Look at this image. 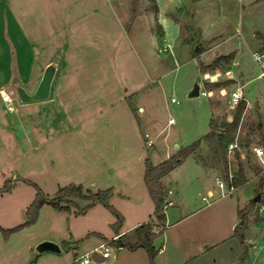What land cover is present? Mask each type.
<instances>
[{
    "label": "rangeland",
    "instance_id": "374dc122",
    "mask_svg": "<svg viewBox=\"0 0 264 264\" xmlns=\"http://www.w3.org/2000/svg\"><path fill=\"white\" fill-rule=\"evenodd\" d=\"M104 1L98 0L99 4L105 3ZM108 1L107 5L110 7V4H113L114 12H117L119 16L121 15L122 28L119 30L117 24L112 26V29L109 26L106 28L107 32L103 34L105 38L102 37L101 41L103 43L108 41V48L105 49L104 47L102 51L100 47L97 51L91 48L93 47L92 44L96 43V39L92 38L91 34L85 35L93 43L87 45V47L90 46L88 48L85 46L87 50L82 51L84 52L83 57L75 69L76 74L83 77L78 85H82L81 89H87L89 92L104 90L102 85H105L104 79L107 80L108 78L109 87L107 89L113 95L115 102L112 108L109 105H101V103L92 101L94 98H90L89 94L78 98L83 105L82 113H96L101 117H111V122L108 125L99 122L94 129L95 141L102 148L100 154L106 160H110L112 149L116 151L118 148L119 150L125 148L132 155L134 148L136 150V144H132V134H130L132 127L137 130V134L141 138L140 145L143 149L141 153L144 156H147V148L161 147L166 141L174 140L180 145H186L207 132L210 115L208 101L212 107L210 119L213 126L218 127L223 121L232 120L239 102L233 103L231 101L230 92L236 87H241L244 93L245 107L237 126L232 131V140L237 143V146L231 151L226 147V159L227 171L233 175L242 173L246 178L245 180L248 181L231 195H225L221 202L229 199L230 196L232 198L238 196L240 201L243 198L251 197L243 214H245V220L252 219L256 221V224L255 228L246 231V236L249 237L250 233L253 234L252 231H255V237L262 235L261 242H264V187L259 189L258 186L264 166L250 149L252 144H264V80L256 77L258 70L252 58V52L255 49L264 48V0H257L250 6H244L245 8L243 7L244 9L241 10L238 8V3H245L244 0H190V9L192 10H186L184 15L191 16L193 15L192 11H198L199 19L204 24L211 26V29H222L221 32H214L206 35V38H202L200 28L191 23L194 20L187 18L186 23L184 22V32L181 39L175 46L179 36L175 29L168 35L170 40L166 41L165 35L159 29L157 31L154 26V30L156 29L154 51L148 48L150 44L146 43L145 34H139L141 39H139L136 49L135 47L129 48L128 44L125 43L126 34L124 32V29L127 28L124 14L148 11L156 15L154 0ZM91 3V0H43V2L41 0H17V4L23 10L29 9L35 13L42 9L48 10L49 18L47 19V15L45 17L44 14L43 20L45 22L48 20L47 26L51 32L55 28L58 16L61 20L63 15L67 16L68 20H72L78 14L89 12ZM206 8H209L208 11ZM103 31L105 30L103 29ZM60 34L63 35L64 31ZM94 35L96 36V34ZM163 42H168L169 47L164 48ZM71 53H73L72 50ZM228 53L232 56L230 58L224 57ZM57 61V58L53 57L49 63H56ZM204 68L205 71H203ZM197 78H199L202 87L209 91L207 96L201 93L196 96H188V91ZM140 80L142 82L149 81H145V87L140 89L134 97L131 93V96L126 98L127 101L132 100L133 103V105L130 103V111L127 109L122 93H127L129 88L135 91L139 90L135 81ZM133 81L134 84L131 88L130 82ZM207 83H211V85L208 86ZM65 84L69 85L70 82H65ZM14 91H16V87H14ZM171 96L177 98L178 103L171 101ZM137 115L140 116V119L136 118ZM170 117L173 118V122L166 124L167 118ZM150 126L159 132L154 138L153 145L148 146V141L144 139L143 132L145 131L150 137H153V132H156ZM219 129H221L220 126ZM106 137L107 140L104 139ZM60 138L61 136L53 137L46 145L51 151L50 159L54 161L52 163L48 161L46 154L43 158H37L35 154H23L26 150L25 139H22L21 143L12 142L11 147L9 146L12 156L8 157H12V160L0 172V187L6 179L11 184L8 190L0 191L1 226L12 227L23 221L27 204L35 195V187L28 181L37 184L49 197L54 196L59 187L71 183L80 184L77 181L85 176L83 170L87 167L84 162L80 161V163L73 158L72 155L77 153L70 155L68 151H65L64 141ZM214 146L215 141L212 138H204L193 152L202 163L218 167L219 177L223 180L226 188H219L218 182H215L214 179L210 181L211 187L221 192L226 191L227 188L231 190L227 182L228 179L225 177L224 164L221 157L217 155ZM134 154L136 156L137 153ZM131 155L128 162L134 164ZM119 159L120 161H118ZM114 161H116L115 163L119 162V171L122 172L123 169L127 172V161H121L118 156L117 159L114 157ZM134 170L135 168L127 172L129 180L133 183L136 181ZM88 171L95 174L94 181L97 182V185H88L87 188L92 191L105 189L106 187H101V184H105L107 179L105 173L98 169L97 164L88 167ZM115 190L113 195L108 196L107 203L124 213L123 228H125L133 221L130 211H133L134 207L128 198L123 196L127 189L116 184ZM257 193H259V197L253 201L252 197ZM73 199L79 206H83L87 202L81 198L73 197ZM250 201H253L254 204ZM229 203V201L225 203V207L221 210L223 214L218 219H212L217 208L207 206L208 208L203 209L211 218L210 231L214 227H218L220 231L224 232L227 239L224 244L216 249L220 262L224 264H230L232 261L237 262V256L242 252V247L236 238L229 237ZM72 208V212L68 215V213H58V210L53 206L46 205L40 214V218L33 224L16 231L11 242L6 243V247L2 246L4 245L2 241L5 238L0 231V264H30L31 262L34 264H51V259L46 258L49 253L57 255L56 264H63L69 255L71 256V252L65 253L67 249L61 241H59L62 248L61 252H38L36 245L42 240H50L47 236L60 240L59 236L62 235L66 239L75 238L77 240L85 229L89 228L88 230H90L93 226L98 228L105 237L114 234L115 229L112 227V223L116 220V216L104 203L100 202L86 214L78 212L76 206ZM247 213L251 218L248 217L247 219ZM131 237L128 236L129 239ZM40 238L45 239L40 240ZM95 239L97 238L91 237L88 240L89 245H93L94 242L100 243L99 240ZM158 239H161V236ZM26 240L32 241L31 250L24 246ZM36 240L40 241L36 242ZM20 242L22 243L20 244ZM99 246L98 244L97 248ZM263 247L264 245L261 247L262 250L259 247L256 250L257 261L255 264H262L261 261H258L260 260L258 257L264 254ZM130 251L129 249L117 251L118 260L116 264L129 262ZM113 253H116V250ZM26 254L28 255L26 256ZM112 255L105 258L103 264L111 261ZM137 260L141 262V257H138Z\"/></svg>",
    "mask_w": 264,
    "mask_h": 264
},
{
    "label": "crops",
    "instance_id": "0c3cea01",
    "mask_svg": "<svg viewBox=\"0 0 264 264\" xmlns=\"http://www.w3.org/2000/svg\"><path fill=\"white\" fill-rule=\"evenodd\" d=\"M41 1L43 2V0ZM244 1L245 3H238V8L240 10L246 5L250 6L257 0ZM91 2L89 12L78 14L74 16L72 20H68L65 15H63V19L61 20L58 16L57 23L54 26L55 28L53 32H51L47 26L48 20L47 22L43 20L44 14L45 17L47 15V19L49 18L48 10L44 11V9H42L35 13L29 9L23 10V8L17 4V0H0V172H2L12 160V157H8L12 156L9 149L12 142L21 143L22 139H25L26 150L23 154H35L37 158H43L44 154H46V156H48V161L52 163L54 161L50 159L51 151L46 145L53 137L61 136L60 139L64 141L65 151H68L70 155L77 153L76 155H72L73 158L77 159L76 161L78 162H84L87 167L83 170L85 176H82L77 182H80L84 188H87L88 185H97V182L94 181L96 177L95 174L92 171H88V167H93V165L97 164L98 169L105 173L104 175L107 179L105 184H101V187H110L111 194L109 196H111L116 191V184L122 185V187L127 189L126 194L122 193L123 196L128 198L134 207V210L130 211L133 221L125 228H123L125 221L124 213L118 210L122 215V222L112 236L105 237L102 232L94 226L90 228V230H88L89 228L85 229L77 240L75 238L66 239L65 236L62 235L59 236L60 240H56L52 236H47L48 239L58 243L60 247L59 252L62 251L59 241H61L67 249L65 252L66 254L67 251L71 252V256L69 255V258L63 264H80L76 258L87 253L92 254L93 257L98 260L96 264H103L105 258H100L95 252L98 244L100 245L103 240L112 239L117 234L126 236L127 238L128 236L133 237V229L135 226L141 222L154 219V202L148 193L144 180L145 159L150 160L152 163H158L175 153L178 148L185 146L180 145L174 140L171 142L166 141L161 147L155 149L147 148V156H144L141 153L143 150L140 145L141 138L137 134V130L132 127V131L130 132V134H132V144H136V150L134 148L132 155L131 152L127 151L125 148L121 150L118 148L116 151L112 149L110 160H106L105 157L100 154L102 148L95 141L96 133L94 129L99 122L108 125L111 122V117H101L96 113H82L83 105L78 98H81L82 95L89 94L90 98H94L92 101L101 103V105H109L112 108L115 103L113 95L110 94L109 89H107L109 87L107 84V77V80L104 79L105 85H102L104 90L89 92L87 89H81L83 86L78 85V82L81 83L83 77L77 75L75 69L77 68V63L83 57L82 54L84 52L82 51L87 50V48L90 47H87V45L93 43L89 38H86L85 35L91 34L92 38L96 39V43L92 44L93 47L91 48L97 51L100 47L102 51L104 47L105 49L108 48V41L106 43L101 41L104 32H107L106 28L109 26L112 29V26L114 27V25L117 24V27L121 30L122 21L121 15L119 16L117 12H114V5L110 4V7L107 5L109 2L108 0H105V3L102 4H99L98 0H91ZM154 3L156 15L148 11H135L124 14V18H126L127 21V28L124 29L126 34L125 43L128 44L129 48L135 47L136 49L139 39H141L139 34H145L146 43L150 44L148 48L154 51L156 41L154 34L156 29L157 31L159 29L161 33L165 35L164 39H167L166 41L170 40L168 35L175 29V31L179 33L175 43L176 46L184 32L183 26L187 18L194 20L191 23L200 28L202 38H206V35L214 32H221L222 30L211 29V26L204 24L203 21L199 19L198 11H192L193 15L191 16L184 15L186 10H192L190 9V0H154ZM206 9L208 11L209 8ZM154 26L156 27L155 30ZM103 29L105 31H103ZM62 31H64L63 35L60 34ZM94 34H96V36ZM71 50L73 53H71ZM53 57H56L58 61L56 63L54 62L55 73L51 81L49 96L40 100L22 101L16 91H14V87L21 85L26 91L32 93L38 85L45 66ZM15 78H17V81H14ZM149 80L145 81L148 82ZM145 81H135V85H137L139 90L135 91L129 88L127 93H122L126 101L125 104L127 109H130V111V106L133 105V103L132 100L127 101L126 98L129 95L131 96V93L134 97L140 89L145 87ZM65 82H70V84L66 85ZM130 83L132 88L134 81ZM1 92L9 93L12 105L11 108H9L6 101L2 99ZM208 103L210 112L208 119L209 130L212 107L209 101ZM140 107L142 108V106ZM136 118L140 119V116L137 115ZM169 123L171 122H169V118H167L166 124ZM151 129L156 131L154 127H151ZM158 132L159 131L153 132V137L147 135L145 131L143 132L144 139L148 141V146L153 145L154 138L157 136ZM207 132L198 136L196 139L202 137ZM104 139L107 140L108 138L106 137ZM201 141H203V139ZM45 147L46 151L44 153ZM134 153H137L136 156ZM130 155L132 156L134 164H129L128 162ZM117 156L121 158V161H127V172L135 168V183L129 180L130 178L127 172L123 169L122 172L119 171V162L115 163L116 161H114V157L117 159ZM118 161H120V159ZM229 174L232 175L231 172H229ZM213 179L215 182L222 180L219 177L218 167L202 163L197 159L194 152L187 155L179 164L161 177L165 195L168 189L172 190L168 197L172 199L173 203L165 210V229L153 239V245L157 249V253L153 258V264H224L220 262L216 249L219 248L221 244H224L227 239L225 238L224 232L220 231L218 227H214L212 231H210L209 223L211 218L203 209L207 206H214L217 209L212 219H218L223 214L221 210H223L227 201L230 202L229 237L231 238L232 236L236 238L239 245L242 247V252L237 256V262L232 261L230 264L256 263V250L258 247L261 249L264 245V242H261L263 236L259 235L256 238L255 231H252L253 234L250 233L249 237L246 236V231L248 229L255 228L256 221L252 219L249 221L245 220V222H247L242 231V242L234 234L235 226L242 222L238 210L244 209L251 197L243 198L242 201H240L238 196H236V198L230 196L229 199H225L221 202L225 195H231L241 188L248 180H245L240 185L233 186L231 190L225 189L226 191L221 192L211 187L210 181ZM218 187L220 188L221 186L218 185ZM99 203L100 202H95L93 205L89 206L83 211V214L90 212V210ZM144 203L145 205H143ZM46 205L49 204H43L40 207L35 222L40 218V214ZM72 207L73 206L68 210H56H58V213L63 212L70 215L73 210ZM195 215L196 217H194ZM248 217L251 218L247 213V219ZM16 231L10 233L8 238L2 241L4 242L2 246L6 247V243L8 244L11 242L12 236ZM160 236L161 239H158ZM91 237L97 238L95 240H99L100 243L94 242L93 245H89L90 243H88V240H90ZM41 239L45 238H40V240ZM40 240H36V242ZM21 243L22 242H20V244ZM24 244L23 245L26 246L27 249H32L31 240H26ZM126 249L128 248H123L121 250ZM129 250H131L130 260L124 264H150L149 255L143 247ZM44 251L55 252L51 250ZM244 252L246 256L242 259L241 257ZM27 255L28 254H26V256ZM111 255L113 259L105 264H116L118 260L117 251L116 253L112 251L110 256ZM138 257H141V262L137 260ZM46 258L51 259V264H56L58 260L57 255L53 253H49ZM258 258L260 259L258 261L264 264V254L260 255Z\"/></svg>",
    "mask_w": 264,
    "mask_h": 264
},
{
    "label": "trees",
    "instance_id": "16d2710c",
    "mask_svg": "<svg viewBox=\"0 0 264 264\" xmlns=\"http://www.w3.org/2000/svg\"><path fill=\"white\" fill-rule=\"evenodd\" d=\"M232 54L228 53L224 55V57L230 58ZM216 62V61H215ZM206 69L204 68L203 71ZM208 86L211 83H207ZM245 107V101L241 99L237 105L236 112L233 115L231 121H223L219 126H213V122L210 119L209 126L210 129L208 132L202 137L192 141L191 143L180 147L177 151L167 158L161 160L158 163H152L150 160L145 159V170H144V180L147 186L148 193L154 202V210L153 217L154 219L141 222L133 229V237L130 239L126 236L120 235L117 239H111V242L115 245H122L124 248L135 249L137 247H143L150 259V264H153V258L157 253V249L153 245V239L158 234L152 231L153 222L160 223L162 225L165 224V212L163 211V202L165 197L164 187L161 182V177L167 173L169 170L174 168L177 164H179L187 155L191 154L196 147L199 145L200 141L204 138H212L215 141V151L219 157H221L222 162L224 164V173L225 177L228 179L227 182L230 186L240 185L245 181V177L242 173L239 175H231L229 176V171H227V159H226V147L227 144L232 140V131L237 126L241 113ZM32 183L35 187V195L28 207L26 208L24 214L25 218L23 222L12 226V227H3L0 225V231L4 238H8L10 233L29 225L37 219L38 212L40 207L43 204H49L58 210H68L71 206H76L78 212L85 211L89 206L93 205L95 202H102L106 205V207L116 216V220L112 223V227L116 230L122 222L121 213L111 204L107 203V198L111 194V188L105 189H97L96 191H92L90 188L84 189L82 184L71 183L69 185H65L59 187L56 194L52 197L47 196L43 190L35 183ZM259 189L264 187V171L262 175L259 177L258 182ZM11 187L10 181L6 179L3 185L0 187V191H6ZM81 198L86 200L87 202L83 206H79L73 199ZM250 203L254 204L253 201ZM244 209H239L238 214L241 218L242 222L239 225L235 226L234 234L238 237V239L242 242L243 240V228L245 227V216ZM165 229V226L163 230ZM246 253L244 252L242 255V259H244ZM30 264H34L31 262Z\"/></svg>",
    "mask_w": 264,
    "mask_h": 264
},
{
    "label": "built area",
    "instance_id": "2783aa9c",
    "mask_svg": "<svg viewBox=\"0 0 264 264\" xmlns=\"http://www.w3.org/2000/svg\"><path fill=\"white\" fill-rule=\"evenodd\" d=\"M162 46L164 48H167V46L169 47V44L167 42H163ZM252 58L257 66V74L256 77L260 78L262 80H264V48H257L252 52ZM201 84V83H200ZM209 91H207L205 88L202 87V84L200 86V93L207 95ZM243 90L241 89V87H236L234 88L231 92H230V99L233 103H237L239 102L241 99L244 98L243 96ZM1 97L3 100L6 101L7 106L9 108L12 107L11 105V98L9 96L8 92H1ZM170 100L173 102L178 103V99L175 98L174 96L170 97ZM169 122H173V118L170 117L169 118ZM237 146V143L233 140H231L228 144H227V148L229 151H231L233 148H235ZM251 151L255 154V156L261 161L262 165L264 166V144H252L250 146ZM218 185L221 187H225V184L223 182V180H219L218 181ZM231 189L233 188V186H230ZM228 190V189H227ZM172 192L171 189H168L166 192V195L164 197V202H163V211L165 212L166 208L169 205H172L173 201L171 198L168 197V195ZM204 199H206L205 197H203ZM165 224L162 225L160 223L157 222H153L152 224V231H154L155 233H160L161 231H163ZM118 237H120L119 234H117L115 236V238L113 239H117ZM124 247L122 245H115L114 243L111 242V239L109 241H103L100 243V246L98 248L95 249V252L100 256V258H107L110 256L111 252L116 250L119 251L121 249H123ZM76 260L80 263V264H96L97 263V259L95 257H93L92 254H84L81 256H78L76 258Z\"/></svg>",
    "mask_w": 264,
    "mask_h": 264
},
{
    "label": "water",
    "instance_id": "95a60500",
    "mask_svg": "<svg viewBox=\"0 0 264 264\" xmlns=\"http://www.w3.org/2000/svg\"><path fill=\"white\" fill-rule=\"evenodd\" d=\"M54 73H55V63L50 62L45 66L42 76L35 90L32 93H29L28 91L25 90L23 86L17 85L16 86L17 95L22 101L40 100V99L47 98L49 96L50 85H51V81L54 76ZM14 81H17V78H15ZM200 86L201 84L199 82V78H197L193 82L192 87L189 89L188 96L199 95ZM258 197H259V193L253 196L252 200L256 201ZM44 250H51V251L59 252L60 247L58 243L52 240H42L36 245V251L41 252Z\"/></svg>",
    "mask_w": 264,
    "mask_h": 264
},
{
    "label": "bare ground",
    "instance_id": "6f19581e",
    "mask_svg": "<svg viewBox=\"0 0 264 264\" xmlns=\"http://www.w3.org/2000/svg\"><path fill=\"white\" fill-rule=\"evenodd\" d=\"M202 94V93H201Z\"/></svg>",
    "mask_w": 264,
    "mask_h": 264
}]
</instances>
